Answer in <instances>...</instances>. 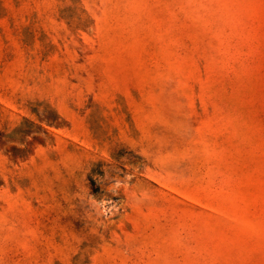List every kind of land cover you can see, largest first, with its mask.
I'll list each match as a JSON object with an SVG mask.
<instances>
[{"label":"rangeland","instance_id":"rangeland-1","mask_svg":"<svg viewBox=\"0 0 264 264\" xmlns=\"http://www.w3.org/2000/svg\"><path fill=\"white\" fill-rule=\"evenodd\" d=\"M0 264H264V0H0Z\"/></svg>","mask_w":264,"mask_h":264}]
</instances>
